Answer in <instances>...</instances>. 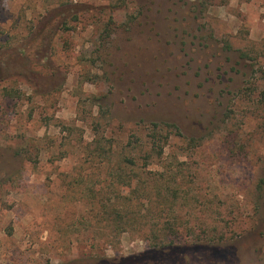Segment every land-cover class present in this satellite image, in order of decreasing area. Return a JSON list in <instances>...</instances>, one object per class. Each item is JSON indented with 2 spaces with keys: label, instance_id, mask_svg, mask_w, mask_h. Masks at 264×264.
<instances>
[{
  "label": "rangeland",
  "instance_id": "374dc122",
  "mask_svg": "<svg viewBox=\"0 0 264 264\" xmlns=\"http://www.w3.org/2000/svg\"><path fill=\"white\" fill-rule=\"evenodd\" d=\"M154 122L179 136L145 160ZM170 241L143 264H264V0H0V264Z\"/></svg>",
  "mask_w": 264,
  "mask_h": 264
},
{
  "label": "trees",
  "instance_id": "16d2710c",
  "mask_svg": "<svg viewBox=\"0 0 264 264\" xmlns=\"http://www.w3.org/2000/svg\"><path fill=\"white\" fill-rule=\"evenodd\" d=\"M71 10L74 11V12H72V11L67 12L66 13L67 16H65V17L66 18H70V19H77L78 15H77L76 9L72 8ZM56 12L57 11L51 12L49 14V16L56 14ZM47 61H48V64L45 61V65L47 64L46 66H50L49 65V60H47ZM171 131H175V133H176L175 135L179 136V134H178L179 129H178V127L175 124H169V123H166V122L150 123L149 128H148V132L146 133L145 138H147L146 139V144L148 145V151L151 152V154L149 153L151 156H147V154H148L147 153L144 156L145 160H149V159L151 160L153 153H155L157 158L162 156L164 145L166 144L170 134L172 133ZM191 141L193 142L194 140H191ZM126 161H128V160H126ZM129 161H130L129 162L130 165H132L133 167H136L139 170L142 168L141 166H138L135 163V161H133V160H129ZM152 165H156L157 166V164H152ZM152 181L153 182H158V178H153ZM126 182H125V180H122L121 177H120V180L118 181L119 184L125 185L127 187L129 185V187H131L130 188L131 189L130 194L132 196H136L137 195L136 197H133L132 200H130V202L132 203V205H131L132 211H131L129 216L125 217V218H127L126 224L131 226V227H136V226L140 225L142 221L146 220L148 218V216L150 215V212L148 211V207L147 206L142 211L139 210V208L137 207V205H138L137 201L145 204V202L147 201L146 200L147 199L146 195L148 193H150V191L148 192L147 189L144 188L146 186L145 184H144V186L137 185V182H136V180L134 178H131V179L127 180ZM133 182H134V184H132ZM153 191H155L156 194H158L159 193V188L157 186H155ZM133 200L136 201V202H134ZM116 215L120 216L119 219L122 218V220H123V216H121L119 212H117ZM176 236L177 235H173V236L169 235V236H166V238L172 239L173 237L175 238ZM155 239L157 240L156 236H155ZM162 241L164 242L165 239L162 240ZM172 244L173 243L170 241L169 244H168V247H167L168 253H166V254H165V252L163 253L162 250L153 249L151 251H146V252H144V253H142V254H140L138 256L127 258V259H124V260L120 259V262L126 263L129 260H134V261L139 262L137 264H140V262H142V264H143V262H145V261H155V260H159L160 261L163 258L168 257L169 256L168 254H172L174 256H178V255L181 256V255H183V250H182L183 247L181 248L180 246L189 245V244H184V245H172ZM231 249H233V248L226 249L225 252L228 250L227 252L230 253L232 251ZM215 251L219 252L220 250L216 249ZM104 263L106 264V261H104Z\"/></svg>",
  "mask_w": 264,
  "mask_h": 264
}]
</instances>
